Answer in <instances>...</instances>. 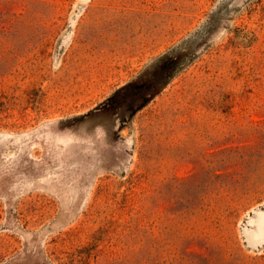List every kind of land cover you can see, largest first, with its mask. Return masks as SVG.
<instances>
[{"label": "rangeland", "instance_id": "rangeland-1", "mask_svg": "<svg viewBox=\"0 0 264 264\" xmlns=\"http://www.w3.org/2000/svg\"><path fill=\"white\" fill-rule=\"evenodd\" d=\"M0 264H264V0H0Z\"/></svg>", "mask_w": 264, "mask_h": 264}]
</instances>
